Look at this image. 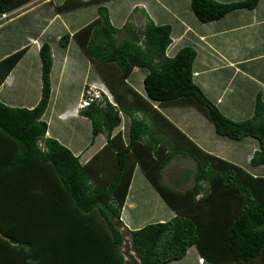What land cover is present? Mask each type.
I'll return each mask as SVG.
<instances>
[{"label":"trees","instance_id":"trees-1","mask_svg":"<svg viewBox=\"0 0 264 264\" xmlns=\"http://www.w3.org/2000/svg\"><path fill=\"white\" fill-rule=\"evenodd\" d=\"M32 1L0 0V17ZM108 1L52 4L57 14L97 8L96 18L71 38L114 100L103 97L80 112L91 124L92 139L100 134L106 139L99 153L81 164L67 147L45 137L42 116L53 65L47 41L38 51L41 92L36 106L10 107L0 101V264H172L192 247L203 264H264V177L207 155L151 105L191 106L217 135L255 139L259 148L250 165L258 167L264 166V99L258 92L250 119H228L193 82L196 51L183 47L173 57L165 56L170 25L147 19L136 30L128 20L117 29L104 6ZM189 1L196 19L210 23L237 10H254L260 0ZM69 39L60 36L58 46L65 49ZM26 52L24 47L0 60V85ZM134 68L147 71L145 98L125 83ZM122 114L128 119L126 142L120 131L113 134ZM177 156L194 164L192 184L181 191L161 185L164 169ZM99 160L109 165L99 168ZM137 167L175 215L145 226L138 220L129 230L121 211ZM186 174L174 184H186L192 172ZM126 238L129 260L121 249Z\"/></svg>","mask_w":264,"mask_h":264},{"label":"crops","instance_id":"crops-1","mask_svg":"<svg viewBox=\"0 0 264 264\" xmlns=\"http://www.w3.org/2000/svg\"><path fill=\"white\" fill-rule=\"evenodd\" d=\"M50 1L53 5H61L65 0H33L31 7L26 4L16 9L13 11V17L8 20L28 21V14L42 6V3L43 6L49 4L52 10L53 5ZM214 1L231 3L242 0ZM189 3V0H112L105 2L104 6L108 9L112 26L117 29L122 28L128 20L132 21L133 24H131L137 30L144 26L147 19L156 25L168 23L171 27V44L166 49V57H173L183 47L194 49L196 51V58L192 65L194 84L228 119L232 121L250 119L253 115V104L257 93L259 92L264 99V0H260L254 10H237L210 23L199 22L192 11L189 15L187 9L190 8ZM167 6L169 8H166ZM96 9L93 5L79 8L76 11L79 14L83 11L81 13L83 15L78 16L79 19L72 17L67 20L70 22L63 25V31L65 30V34L70 36L65 49L59 47L54 51L49 43L53 65L50 72V100L42 116V120L47 124L45 137L53 138L67 147L78 157L81 164L87 163L99 153L105 146L106 139L102 134L92 139L89 120L77 112L80 96L86 86L94 85L100 91L108 93L111 102L113 99L98 71L71 38L76 31L96 18ZM139 9L142 12H138ZM172 9L175 11L176 18L179 19L169 20L168 12ZM72 11H70L71 14ZM61 14L52 12L53 16L49 18L47 24L45 23L46 25L40 28L39 41L33 40L36 45L33 49L37 57L29 59L28 64H24L23 62H27L31 52L28 50V55L23 56L0 85V101L5 105L31 109L38 103L41 92V63L38 51L41 44L47 41L43 37L46 35L49 22H57L62 16L68 17ZM74 14L75 11L73 16ZM3 26L0 25V29ZM44 29L45 32H43ZM58 37L60 36L57 35L56 39ZM49 41L52 42L53 39ZM24 47L25 45L22 44L7 47V52L0 53V60ZM30 63H33L34 67L31 68ZM146 73L147 71L144 70L142 73L140 68H134L125 80L130 88L144 98L143 79ZM137 82L141 84V90L137 88ZM151 105L153 110L162 115L180 132L179 134L185 136L207 155L241 167L252 176L264 177V166L252 167L250 165L252 155L259 148L255 139L247 137L235 141L217 135L213 125L191 106L165 105V108H160L161 104ZM137 117L144 116L138 113ZM123 126L121 122L113 134L123 128L121 134L126 142L128 137L127 134L125 135ZM90 143H93L91 148L85 149ZM181 158L183 157L178 156L175 160ZM190 172L192 171L186 173ZM135 174L136 169L121 211L123 225L129 230L133 229L132 214L135 209L131 206H137L135 218L139 214V208L156 211L158 213L156 222H165L173 218L174 211L168 207L144 175L138 177L135 183ZM184 185L178 183V185L169 186L181 191L189 187ZM139 187L147 189V197L143 198L142 204H134L132 193L134 189L141 190Z\"/></svg>","mask_w":264,"mask_h":264},{"label":"rangeland","instance_id":"rangeland-1","mask_svg":"<svg viewBox=\"0 0 264 264\" xmlns=\"http://www.w3.org/2000/svg\"><path fill=\"white\" fill-rule=\"evenodd\" d=\"M32 2H30L31 4L28 3L29 7H31L33 5L34 2L33 3ZM50 3L53 4L52 1H50ZM41 5L42 6L35 8L34 12H31L30 14H28V17H27L28 21H25V22H21V21L12 22L13 20H8L10 17H13L14 12H11L10 14H6L5 17L0 18V25H4L3 28L0 29V38H1V40H0V53H2L3 51L7 52V47H10V46L15 47V46L22 44V45H25V47H27V51L28 50L31 51V52L29 51L30 53H29V56L27 58V62L26 61L23 62L24 64H28L29 59L37 57L35 49H33L36 46V45H34L33 40H36L37 42L39 41L40 28H42V26H45L47 24V21L49 20V18L51 16H53L52 12H55V10L53 8L51 10L49 4H46L45 6H43V3H42ZM49 8L52 12L49 10ZM166 8H169V7L167 6ZM187 9H188L189 15H191L190 8H187ZM76 10L77 9L74 10L75 16H73L74 11H72V14H71V12H68V13L64 12L61 15H67L68 17L62 16V17H60V19L57 22H54V21L51 23L49 22L48 28L46 30V35L43 37V39H46L47 42L51 44V47H52V49H54V51H56V48H59L58 43H57L59 37L56 39V36L57 35L61 36V35L66 33L65 30L63 31V25H65V23L70 22L67 20L72 18V17L78 18V16L83 15V14H81L83 11L80 12V14H79L78 11H76ZM138 12H142V10L139 9ZM174 12L175 11H173V9H172V11L168 12L169 13L168 14L169 20L170 19H179V18H176V15ZM181 17H183V16H181ZM129 22L132 23L131 20H129ZM165 24H168V23H165ZM43 32H45V29ZM123 37H126L125 33L117 36V40H121ZM49 39H53V40L55 39V42L54 41L50 42ZM73 45H75V44L73 43ZM26 53H25V55H28V53L27 54ZM29 65L31 68L34 67L33 63H30ZM140 69H141L142 73H143V70L146 71L145 69H142V68H140ZM136 86L139 90L142 89L141 84H139L138 82L136 83ZM159 107L165 108L166 106L161 104V105H159ZM122 124H124L123 127H125V135H126V128L128 125L126 116L122 117ZM121 129H123V128H121ZM92 144L93 143H90L85 149L91 148ZM101 158H105L108 160L107 155H102ZM98 163L99 164H97V166L99 168L104 167L105 165H109V163H104L100 160ZM193 165L194 164L190 160H185L183 158L177 159V160L173 159V161H171V163L164 169V171L162 173L163 178H162L161 185H164L166 188H168L169 185L174 186V182H173L174 179L179 178L180 176H183V173H186L187 171L191 170L192 171V174L190 177L191 179L187 184L184 185V186H190L192 184V178H193V172H194V166ZM141 175H142V173L139 170V168H136V174L134 177L135 183H136L138 177H142ZM145 197H147V189L146 188H143L141 190H137V189L133 190L132 198L134 200V204H140V203L142 204L141 201ZM127 204H129V202ZM132 207L135 209V212H133V214L131 213L134 217V219L132 221V227L136 226L134 223H135V221H138V220L140 222H142L141 224L143 226H145L147 224H154L158 220V213L156 211L152 212L149 208H145L143 210V213L140 215H137V218H135L136 212L138 209H136L137 206H131V208ZM149 217H150V219H149ZM126 239L127 240L122 244L121 249L124 252V254L126 255V259L129 260L128 254H131V253L128 250L129 249L128 238H126ZM198 258H199V256L197 254L196 249L194 247H192L188 250L186 256L183 259L176 261V262H173L172 264H198Z\"/></svg>","mask_w":264,"mask_h":264},{"label":"built area","instance_id":"built-area-1","mask_svg":"<svg viewBox=\"0 0 264 264\" xmlns=\"http://www.w3.org/2000/svg\"><path fill=\"white\" fill-rule=\"evenodd\" d=\"M1 17H5V15H2ZM100 98H101L100 92L96 89L94 85H90L84 90V93L82 95L78 107L83 108L85 106H88L90 103L94 101H99Z\"/></svg>","mask_w":264,"mask_h":264},{"label":"clouds","instance_id":"clouds-1","mask_svg":"<svg viewBox=\"0 0 264 264\" xmlns=\"http://www.w3.org/2000/svg\"><path fill=\"white\" fill-rule=\"evenodd\" d=\"M1 18V17H0ZM166 56V55H165ZM88 86H90V85H88ZM88 86H86L85 88H84V90L88 87ZM96 89L100 92V94H101V98H100V100L99 101H94V102H101L102 101V98L103 97H105L108 101H109V103H114L113 102V100H112V102H111V98H110V95L108 94V93H104V92H102V91H100L97 87H96ZM84 90H83V92H82V95H83V93H84ZM82 95H81V97H80V100H79V103H80V101H81V98H82ZM79 103H78V105H79ZM91 104V103H90ZM89 104V105H90ZM78 105H77V112L78 113H80L82 110H84L85 108H87L88 106H85V107H83V108H79L78 107ZM122 131V129L120 130V132ZM199 196H197V198H198ZM204 262H203V260L201 259V258H198V264H203Z\"/></svg>","mask_w":264,"mask_h":264}]
</instances>
